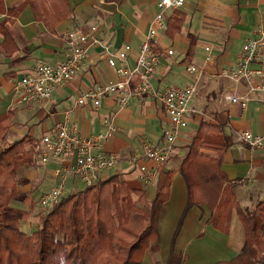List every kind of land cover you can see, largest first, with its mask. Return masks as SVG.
Instances as JSON below:
<instances>
[{"label": "crops", "instance_id": "crops-1", "mask_svg": "<svg viewBox=\"0 0 264 264\" xmlns=\"http://www.w3.org/2000/svg\"><path fill=\"white\" fill-rule=\"evenodd\" d=\"M157 1L4 0L5 8H20L10 19L5 11H0V24H3L0 29V113L8 108L14 111L11 125L2 137L13 134L9 143L27 134L30 140L25 147L29 149L56 122L67 123L69 128L89 135L104 132L103 117L111 116L116 130L101 142L106 150L119 154V161L103 171L102 179L117 174L131 188L142 190L148 201L157 195L162 200L157 217L158 240L154 247L145 250L140 264H165L173 253L182 256L180 264H213L230 259L243 245L245 230L239 211L254 210L258 202L264 203V145L251 149L239 138L242 129L255 133L264 129V90L259 88L260 77L237 82L222 73L223 69L234 65L244 41L256 36L258 27L264 28V0H184L179 7L167 10L165 26L157 36L155 50L159 60L152 83L157 89H163L167 85L190 82L193 75L185 69L190 63L201 68V75L197 93L190 101L194 112L187 126L180 130L173 154L163 163L147 160L142 150L144 138L161 144L162 129L169 125L166 112L153 96L131 98L126 105L110 96L103 98L98 107L74 106L80 92L107 83L114 76L113 68L98 47L88 48V57L75 75L58 86L45 103L25 105L12 91V80L31 71L37 62L55 63L65 58L68 46L61 35L74 28L89 30L91 25H96L97 34L111 50L129 43L132 50L127 64L132 66L157 11ZM176 10L183 15L182 23L180 29L170 34L166 30L167 20ZM206 45H210L208 51ZM168 48L173 50L171 54L167 53ZM207 54L210 55L208 61ZM116 62L123 63L118 59ZM250 66L259 65L251 63ZM262 66L264 70V63ZM227 92L247 96V106L242 108L238 102L225 98ZM203 123L220 126L229 144L220 155L215 149L198 148L203 156L217 160L218 168L209 170L215 169V174L220 170L221 182L219 186L213 184L212 201L188 204V186L181 165ZM138 163L155 166L156 174L151 183L145 184L138 176ZM59 165L60 160L50 159L43 163L37 160L35 168L21 167L16 175L17 195L11 199V205L28 210V203L54 184L56 177L52 171ZM201 171L195 169L192 174L199 175ZM84 186L77 175L71 174L66 178L65 192ZM235 189L252 190L259 199L249 208L250 205H243L238 199ZM222 195L233 202L226 228L213 222ZM29 217L30 212L25 218V228L33 225ZM154 252L164 254L161 262L152 259Z\"/></svg>", "mask_w": 264, "mask_h": 264}, {"label": "trees", "instance_id": "trees-1", "mask_svg": "<svg viewBox=\"0 0 264 264\" xmlns=\"http://www.w3.org/2000/svg\"><path fill=\"white\" fill-rule=\"evenodd\" d=\"M19 8H5L4 0H0V11H5L8 19L14 18ZM182 18L178 10L168 17V33L180 29ZM13 116L12 108L0 113V139ZM28 140L25 134L0 146V264H140L145 250L158 240L157 217L162 200L157 195L148 201L142 190L131 188L117 174L95 185L64 192L41 215L30 234L21 229L20 221L29 215L28 211L12 206L10 201L17 195L19 169L37 166L33 147H25ZM228 144L220 126L203 123L199 127L181 165L188 186V204L212 201L213 184L219 186L221 182L220 170L218 174L215 169L209 170L218 168L217 160L203 156L198 148L215 149L220 155ZM195 169L203 172L192 174ZM139 202L148 203L149 211ZM232 204L226 196L219 198L213 214L215 224L226 228ZM239 213L245 230L240 251L213 264L264 262V203ZM177 256L171 254L165 264H180L182 256Z\"/></svg>", "mask_w": 264, "mask_h": 264}, {"label": "built area", "instance_id": "built-area-1", "mask_svg": "<svg viewBox=\"0 0 264 264\" xmlns=\"http://www.w3.org/2000/svg\"><path fill=\"white\" fill-rule=\"evenodd\" d=\"M184 0H158L157 11L150 20L148 29L141 41L134 64H127L128 53L132 50L129 43L111 50L103 38L97 34V26L91 25L89 30L74 28L65 31L61 38L67 44L68 51L64 59L51 63L39 61L33 69L12 80V91L18 101L25 105L41 104L48 101L53 91L68 82L77 69L88 57L90 46L98 47L99 53L106 58L114 70V76L107 83L80 92L74 100V106L91 105L98 107L102 99L114 96L121 105H126L131 98L142 99L151 95L157 99L166 112L169 125L162 129V143L155 144L151 140H142L143 156L156 164L167 161L175 150V141L180 130L187 126L191 114V99L198 90V79L201 68L194 63L187 64L185 69L193 79L182 85H167L157 89L152 83L158 64V53L155 50L159 31L165 26L166 12L169 8L182 5ZM257 35L248 37L240 50L239 56L232 67L223 69V75L233 81L259 78V88L264 90V28L256 29ZM210 45H206L208 51ZM173 50L167 49L171 54ZM116 59L123 62L118 65ZM206 61L210 55L205 57ZM251 63L259 66L252 68ZM224 97L238 102L242 108L247 106V96L227 92ZM106 126L104 132L84 135L69 128L67 123L56 122L49 132L44 133L33 144L38 162L50 159L60 160V165L53 169L56 177L54 184L39 194L36 199L41 211L48 210L65 192L68 175H77L86 186L97 184L103 171L110 169L119 161V154L106 150L101 142L116 130V124L111 116H104ZM239 138L251 149L263 147L264 129L255 133L248 128L239 131ZM137 174L145 184L154 180L156 169L154 165L138 163Z\"/></svg>", "mask_w": 264, "mask_h": 264}, {"label": "rangeland", "instance_id": "rangeland-1", "mask_svg": "<svg viewBox=\"0 0 264 264\" xmlns=\"http://www.w3.org/2000/svg\"><path fill=\"white\" fill-rule=\"evenodd\" d=\"M14 134L17 135L18 132H15ZM12 135L6 134V136L2 137L0 139V146L6 145V143L9 141V139L12 137ZM235 190H236L235 193H236L238 199L241 201V203L243 205H248V206L250 205L249 208H252L254 206L255 202L259 199L258 198V194L255 193L252 190H249L251 192H249L248 190L247 191H241V192H239L238 189H235ZM37 196H39V194ZM134 198H137V196L134 195ZM139 204L141 206L145 207L146 211H149V208H148L149 204L148 203L147 204L145 203L146 205H143L142 203L139 202ZM27 209H28L27 210L28 211V214L30 212V215H31V217H29V219H31L30 220V225L32 223H33V225L28 226V228H25L24 223L27 221V220H25V218H23L20 221V223H21V229L23 231H25L26 233L30 234L36 228L37 224L40 222L41 215H43L47 210L46 211H41L38 208V206H37L36 199H32L30 201V203H28V208ZM29 219H28V221H29ZM151 255H152V259H154L156 262L157 261L161 262V260H163V258H164V254L161 255L160 252H158V253H155L154 252ZM151 255H149L150 258H151ZM149 256H148V258H149ZM179 256H177V257H179ZM148 258H147V260L150 261V259H148ZM256 264H264V262H257Z\"/></svg>", "mask_w": 264, "mask_h": 264}]
</instances>
